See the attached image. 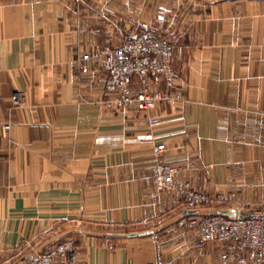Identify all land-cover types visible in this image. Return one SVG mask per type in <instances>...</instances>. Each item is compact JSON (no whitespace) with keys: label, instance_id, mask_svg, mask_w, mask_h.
<instances>
[{"label":"crops","instance_id":"obj_1","mask_svg":"<svg viewBox=\"0 0 264 264\" xmlns=\"http://www.w3.org/2000/svg\"><path fill=\"white\" fill-rule=\"evenodd\" d=\"M147 3L160 16L148 23ZM152 20L175 45L181 98L116 109L103 51ZM263 127L264 0H0V264H35L67 239L75 264H219L223 245L192 221L242 214L221 204L235 144ZM161 144L160 161L182 168L177 187L207 204L154 187Z\"/></svg>","mask_w":264,"mask_h":264},{"label":"built area","instance_id":"obj_2","mask_svg":"<svg viewBox=\"0 0 264 264\" xmlns=\"http://www.w3.org/2000/svg\"><path fill=\"white\" fill-rule=\"evenodd\" d=\"M175 49L161 32L146 29L138 34L129 35L123 44L116 48H107L103 55L107 57L108 78L106 90L112 96L110 104L116 108L136 107L143 113L150 114L160 103L180 100L176 94L177 77L173 68ZM88 56L80 62L83 74L89 72L85 63ZM163 80V91H151L150 84ZM138 84V88L135 86ZM13 104L23 103V94L15 93ZM152 126H158L160 119L150 118ZM10 129L9 125L5 127ZM165 145L154 149L155 164L152 168L154 187L158 190L175 191L184 196L185 201L198 206L207 204L209 198L192 190L190 185L182 189L177 187L182 168L163 164L160 160L165 152ZM201 232V241L220 243L219 264H264V219L243 216L210 214L192 221ZM78 247L73 240L67 239L50 250L41 253L35 264H56L60 258H67L76 263Z\"/></svg>","mask_w":264,"mask_h":264},{"label":"rangeland","instance_id":"obj_3","mask_svg":"<svg viewBox=\"0 0 264 264\" xmlns=\"http://www.w3.org/2000/svg\"><path fill=\"white\" fill-rule=\"evenodd\" d=\"M153 7L152 3H147V23L150 18L154 20L160 17L158 9L154 10ZM155 12L157 14L154 15ZM161 17L166 20L168 18L164 15ZM153 20L151 27L147 24L148 29L154 28L153 25L156 23L158 26L159 22L153 24ZM166 20L164 22H167ZM163 34L174 47V43L169 38L170 34L169 36L167 32ZM256 139L251 144H235V163L232 170L233 186L223 195L224 199L221 204L227 209L240 210L245 216L264 219V127L258 128Z\"/></svg>","mask_w":264,"mask_h":264},{"label":"water","instance_id":"obj_4","mask_svg":"<svg viewBox=\"0 0 264 264\" xmlns=\"http://www.w3.org/2000/svg\"><path fill=\"white\" fill-rule=\"evenodd\" d=\"M237 215V214H236ZM240 215H243V216H245L243 213L242 214H240Z\"/></svg>","mask_w":264,"mask_h":264}]
</instances>
